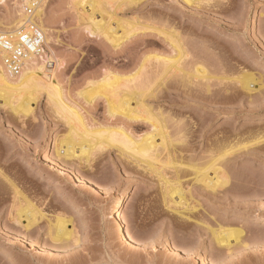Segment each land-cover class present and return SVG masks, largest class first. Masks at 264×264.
Wrapping results in <instances>:
<instances>
[{
    "label": "rangeland",
    "instance_id": "obj_1",
    "mask_svg": "<svg viewBox=\"0 0 264 264\" xmlns=\"http://www.w3.org/2000/svg\"><path fill=\"white\" fill-rule=\"evenodd\" d=\"M77 1L45 4L50 45L63 61L55 76L64 102L87 129L121 128L140 141L153 133V122L142 120L145 114L139 120L110 115L97 86L109 72L137 71L118 90L147 89L144 103L185 168L172 187H181L190 205L181 213L168 208L170 186L114 147L96 146L87 161L64 159L68 126L40 93L25 116L0 106V264H264V0H100L103 22L120 24L117 35L128 30L117 48L103 35L86 34L77 16L81 8L71 5ZM6 14L0 7L1 21ZM178 57V70H164ZM195 68L205 77L195 76ZM243 73L256 79L250 92L234 80ZM86 93L96 96L92 102ZM220 152L226 153L222 159ZM217 157L228 183L213 191L194 178ZM171 169L164 172L172 181ZM115 191L120 212L113 209ZM27 200L45 216L24 230L12 214L15 202ZM112 213L138 243L115 229ZM56 216L70 219L71 235L60 242L50 236ZM226 229L240 232L229 248L213 236Z\"/></svg>",
    "mask_w": 264,
    "mask_h": 264
},
{
    "label": "bare ground",
    "instance_id": "obj_2",
    "mask_svg": "<svg viewBox=\"0 0 264 264\" xmlns=\"http://www.w3.org/2000/svg\"><path fill=\"white\" fill-rule=\"evenodd\" d=\"M8 1L9 0H0V7H4L7 11L5 19L2 20L3 22L5 21V24H3V22L0 20L1 24H3L0 25V27L2 26L3 28H13L14 26L18 25L22 7L27 0H11L12 2L10 4H8ZM132 1L134 0H125V2ZM184 2L191 3L194 2V0H184ZM45 4L46 0H37V7L35 10L38 26L44 34L43 52L39 56L34 55L27 57L20 72L17 75L8 73L3 66L0 58V106L3 108L7 107L15 116H25V114L29 112L32 113V104L36 102L37 95H39L40 93H44V95L46 96V101L51 104L52 108L54 109L53 111H55V113H57V115L68 126L69 134L71 135L63 141L64 150L62 153V157L64 159L75 158L77 160L79 159L78 161H82V159H85L87 161L89 159L88 157L92 154L96 146L114 147L118 150L119 155H123L122 157L129 158L132 162L136 163L139 166H142L144 170L147 169L148 171L158 175L164 188H169L170 186V189H167L168 191L164 189L166 190L164 193V203L168 208H172L173 211L181 213L180 209H186V205L189 203H186L187 201L184 197L185 195L181 187H179L178 185H174L176 183H180V181L178 180V177L180 176L177 175L179 171L185 168H183L182 163L176 162V157H174L175 155H173L171 150H168V145H171V140L168 144L166 141V136L168 135L165 134V130V132L163 131L164 127L159 126L160 123L157 122L156 118H154V114L149 109L150 107L148 106V108L146 106L147 104L144 103L145 96L143 93L147 89L143 92L141 90L139 92L136 91L137 88L136 90L129 91H127L129 89L127 88L125 89L126 91L124 90V92L118 90L120 81L123 80V84H125L126 82L128 83L126 85L129 86V84L134 81L137 71H133L126 76H118L117 74L109 72L107 74H104L98 80L97 86L102 90V92L100 91L101 94L103 93L102 96H106L107 98L108 112L110 115L113 116L116 114H120L122 115V117H125L129 120H139L142 117V120L153 122V133H150L148 134V136L143 137L140 141H133V139L131 140L128 137L129 134L127 135L126 132H124L121 128H104L97 130L87 129L83 124V120L81 119L78 111L66 104L64 102V99L62 98V94L58 86L59 84L56 80L55 72L60 67L63 61L62 58H59V56L55 53L50 45L52 26H50L51 22L49 21L48 16L45 13V8L47 6ZM71 5H74V10L81 8L82 13H78L77 16L82 20L81 26L88 36L94 37L103 35L112 44L113 47L117 48L124 40V38L129 34L127 29L122 28L121 34L117 35V29L120 24L118 25L117 23L115 27H112L110 22H103L101 18V12H104L105 9H103V7L102 9H100L102 5L100 0H78L74 4H72L71 2ZM167 36H169V34ZM170 41H173L175 43L173 39H171ZM178 59L179 57L177 59H172L170 64H168L166 67L164 65V70L175 67L178 63ZM175 69L178 70V68L176 67ZM194 74L195 76H199L200 78L205 77L203 69L200 71L198 68H195ZM234 80H237V82H235L238 83L243 90H246L248 92L252 91V83H255L254 81H256V79H254L251 74L247 73H243L241 76L234 78ZM259 85L261 86V84ZM134 86L136 87V85ZM142 88L140 87V89ZM84 96V98H86L88 102H92L94 97H96L91 96L88 93H86ZM139 110H142L144 113L140 112ZM136 111L138 113H136ZM143 114H145L144 117L141 116ZM78 132H80V136H78ZM91 133L94 134L91 135ZM89 134L91 138H94V141L92 140L93 138L91 139L92 141L90 139H87V136ZM76 135L80 137V139L72 138V136ZM156 137H159V143L156 142ZM43 140H45V137ZM76 145L78 146L77 149L75 148ZM76 151H78V154H76ZM225 152L227 154L229 153L228 151ZM225 152H220L221 154L219 156L221 157V159L223 155L226 154ZM56 153L58 156L60 155L58 148L56 150ZM218 157L217 159L215 158L210 164H207L202 173H198V176L194 178L195 182L200 183L204 188L213 191L219 187L225 186L228 183L226 174L224 172L225 170L221 168V166L219 165L220 163H216L221 161H218ZM166 167H170L174 170V179L172 181L170 180L171 178H169V176L167 177L164 172V168ZM191 168L192 167H190V169ZM193 168L195 169V166H193ZM196 169L198 168L196 167ZM208 170H211L213 172L212 177L208 176ZM172 182H174L175 184ZM172 184H174L173 187ZM167 185L168 187H166ZM14 192H16L15 195L17 197L20 195L19 191ZM114 193L117 194L116 196L113 195L112 198L115 203L113 209L115 212H120L123 208L121 194L118 191H115ZM15 203L18 207H15V212L14 214H12V220L15 224L19 225L24 230H28L29 228L34 226L39 219L44 218L45 216L42 210L39 209L35 204L29 202V200L25 201L24 204L20 206V202L18 203L17 201ZM185 211H188V209ZM112 215L116 219L115 229L119 231L123 235V237H125L130 242L134 244L138 243L137 238L124 229V225L120 219V216L113 213ZM22 219H24L25 223H22ZM53 220L54 222L51 223L53 224L51 225L53 233L50 235L52 230L48 231V233L50 232L49 235L52 237L51 240L53 242H60L68 239V237L71 235V230L67 227L70 219L56 216ZM48 227L50 230V225H48ZM239 233V231L233 229H226L220 230L219 232L215 233L213 232V236L217 245L229 248L231 239L234 240L235 244L239 242Z\"/></svg>",
    "mask_w": 264,
    "mask_h": 264
},
{
    "label": "built area",
    "instance_id": "obj_3",
    "mask_svg": "<svg viewBox=\"0 0 264 264\" xmlns=\"http://www.w3.org/2000/svg\"><path fill=\"white\" fill-rule=\"evenodd\" d=\"M37 0H27L20 21L13 28H0V58L6 71L17 75L29 56L44 50V34L38 26L35 10Z\"/></svg>",
    "mask_w": 264,
    "mask_h": 264
}]
</instances>
